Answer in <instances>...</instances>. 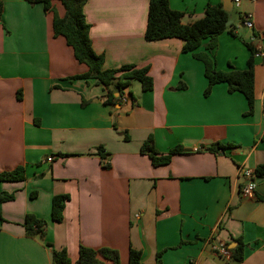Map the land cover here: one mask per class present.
Returning a JSON list of instances; mask_svg holds the SVG:
<instances>
[{
  "label": "crops",
  "instance_id": "obj_1",
  "mask_svg": "<svg viewBox=\"0 0 264 264\" xmlns=\"http://www.w3.org/2000/svg\"><path fill=\"white\" fill-rule=\"evenodd\" d=\"M0 1V173L26 168L24 181L0 183V195H14L0 202V264H52L63 249L77 264L81 246L117 250L121 264L131 248L142 252L140 264H156L160 252L162 264H235L239 240V264H264V179L253 197L241 193L243 171L264 164V58L254 55L249 115L246 97L226 83L205 95L204 65L183 52L181 39L145 38L149 0H88L84 13L104 69L148 67L154 81L149 92L132 81L128 103L107 104L103 86L75 79L87 67L54 36L42 4ZM208 4L223 0H169L185 25L202 19ZM54 5L63 17L62 3ZM238 8L239 20L230 16L212 52L220 71L246 70L251 48L264 52V0ZM149 138L160 155L182 151L154 166L141 151ZM219 144L225 149L209 151ZM57 195L70 197L62 222L52 219ZM28 214L47 222L44 239L26 236ZM222 245L229 258L215 250Z\"/></svg>",
  "mask_w": 264,
  "mask_h": 264
},
{
  "label": "trees",
  "instance_id": "obj_2",
  "mask_svg": "<svg viewBox=\"0 0 264 264\" xmlns=\"http://www.w3.org/2000/svg\"><path fill=\"white\" fill-rule=\"evenodd\" d=\"M31 5L42 4L47 13L53 18V32L55 37H63L67 45L73 50L76 61L87 67V73L76 76L75 79H92L97 85L103 86L107 91V104L120 102L124 96V91L131 85L132 81H139L145 92L153 90L154 81L149 75V68H137L133 65L122 66L119 69H104V57L98 55L92 46L90 38V24L87 23L84 6L88 0H58L65 9V15H59L54 1L56 0H25ZM3 13V2L0 1V19ZM183 14L172 10L169 0H149L148 23L145 38L149 41H159L163 39L177 38L184 42L183 52L191 53L192 56L203 63L205 77L208 80V87L205 95H209L215 85L226 83L229 93H242L249 105L248 114H253L255 109V51L251 48L253 56L248 62V68L243 71L232 70L228 72L220 71L212 52L218 46V38L231 27L227 26L230 21V13L223 9L222 4H208L205 16L185 25L182 22ZM208 40L205 51L198 52L203 42ZM119 97H115L114 93ZM130 96L132 93L130 92ZM133 97V96H132ZM20 98V97H19ZM218 149H225L222 145H215L209 151L216 152ZM142 153L147 154L154 166L169 164L172 157L181 153V147H177L167 155H160L154 147L153 141L149 138L142 146ZM102 155V151L100 150ZM255 173L258 179H264V164L257 166ZM26 179V168L18 166L14 170L0 173V183L21 182ZM14 199V195L1 194L0 202H8ZM68 195H57L52 200V219L55 222L64 220L66 203L69 201ZM0 221L2 218L0 216ZM26 236L31 238L44 239L47 234L48 224L45 220L37 218L33 214H28L24 222ZM237 247L231 250V261L235 264L241 263L245 258L244 243L238 241ZM48 246L50 244L47 243ZM163 253H158L156 264H162ZM142 252L131 248L129 254V264H140ZM110 261L113 264H121L120 254L111 248L99 250L81 246L77 264H104ZM52 264H72L65 249L53 252Z\"/></svg>",
  "mask_w": 264,
  "mask_h": 264
},
{
  "label": "built area",
  "instance_id": "obj_3",
  "mask_svg": "<svg viewBox=\"0 0 264 264\" xmlns=\"http://www.w3.org/2000/svg\"><path fill=\"white\" fill-rule=\"evenodd\" d=\"M241 1L242 0H232L233 4L236 5L237 7H239L241 5ZM251 2H255L256 0H249ZM245 26L252 29L254 24H253V20H252V15H248L246 16V20H245ZM256 57L258 58H264V52H257L255 54ZM121 102L122 103H128L129 102V97L127 95H124L121 98ZM51 161V159H49ZM243 175L245 176V178L248 180L247 183L242 187L241 189V193L242 196L245 198H251L254 196L256 187H257V175L255 173V170L253 169H245L243 171ZM216 251H218V253L223 256V257H230V251L227 249L226 246H218V248H215Z\"/></svg>",
  "mask_w": 264,
  "mask_h": 264
},
{
  "label": "water",
  "instance_id": "obj_4",
  "mask_svg": "<svg viewBox=\"0 0 264 264\" xmlns=\"http://www.w3.org/2000/svg\"><path fill=\"white\" fill-rule=\"evenodd\" d=\"M223 9L226 11V12H231L232 10V1L231 0H223ZM231 24V22L229 21L227 23V26H229ZM262 179H259L257 181V183L261 182Z\"/></svg>",
  "mask_w": 264,
  "mask_h": 264
},
{
  "label": "rangeland",
  "instance_id": "obj_5",
  "mask_svg": "<svg viewBox=\"0 0 264 264\" xmlns=\"http://www.w3.org/2000/svg\"><path fill=\"white\" fill-rule=\"evenodd\" d=\"M239 11H240L239 8L235 5L234 9L230 13V16L233 17L236 21H238L240 18V12Z\"/></svg>",
  "mask_w": 264,
  "mask_h": 264
}]
</instances>
